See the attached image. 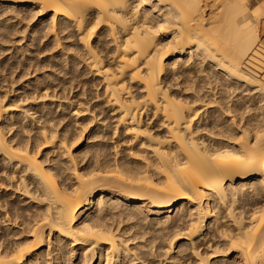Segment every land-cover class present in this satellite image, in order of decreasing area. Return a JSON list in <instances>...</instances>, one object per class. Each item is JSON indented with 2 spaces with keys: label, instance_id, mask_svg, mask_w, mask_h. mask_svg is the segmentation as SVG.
Masks as SVG:
<instances>
[{
  "label": "bare ground",
  "instance_id": "bare-ground-1",
  "mask_svg": "<svg viewBox=\"0 0 264 264\" xmlns=\"http://www.w3.org/2000/svg\"><path fill=\"white\" fill-rule=\"evenodd\" d=\"M264 0H0V264H264Z\"/></svg>",
  "mask_w": 264,
  "mask_h": 264
},
{
  "label": "rangeland",
  "instance_id": "rangeland-1",
  "mask_svg": "<svg viewBox=\"0 0 264 264\" xmlns=\"http://www.w3.org/2000/svg\"><path fill=\"white\" fill-rule=\"evenodd\" d=\"M262 40L264 41V34H263ZM261 50H262V53H261V59L259 60V62L264 65V44H263V48Z\"/></svg>",
  "mask_w": 264,
  "mask_h": 264
}]
</instances>
